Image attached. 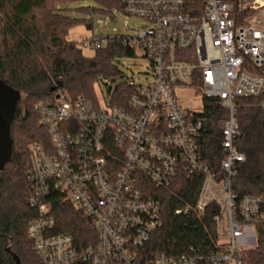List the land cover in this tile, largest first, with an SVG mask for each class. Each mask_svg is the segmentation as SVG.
I'll use <instances>...</instances> for the list:
<instances>
[{
	"label": "built area",
	"instance_id": "2783aa9c",
	"mask_svg": "<svg viewBox=\"0 0 264 264\" xmlns=\"http://www.w3.org/2000/svg\"><path fill=\"white\" fill-rule=\"evenodd\" d=\"M140 26L93 35L83 46L106 47L116 39L141 49L152 70L129 106L105 105L84 96L58 94L39 107L48 142L31 144L30 205L38 210L27 228L41 264H243L245 244L257 242L264 225V195H239L232 185L246 160L239 135L236 98L264 95V0H108ZM193 87L217 97L228 111L221 129V174L203 160L199 143L205 123L175 94ZM264 108V99L260 102ZM203 174L195 203L175 214L205 213L214 203L219 251L190 247L176 256L143 252L162 224V205L153 189L171 185L180 172ZM91 220L93 245L80 248L75 236L56 231L52 196L58 193Z\"/></svg>",
	"mask_w": 264,
	"mask_h": 264
},
{
	"label": "trees",
	"instance_id": "16d2710c",
	"mask_svg": "<svg viewBox=\"0 0 264 264\" xmlns=\"http://www.w3.org/2000/svg\"><path fill=\"white\" fill-rule=\"evenodd\" d=\"M73 1L77 0H0V81L20 94L10 126L11 152L3 156L0 165V264H18L17 260L19 264H41L27 233L29 222L39 215L30 205L34 191L27 178L32 159L30 145L49 140L39 107L54 102L58 94L84 96L97 102L95 85L104 78L120 80L110 92L112 104L128 107L130 96L138 89L124 79L117 64L120 57H134L135 47L111 39L106 47L96 49L95 55L88 57L77 42L68 39L70 29L82 21L66 12V5ZM95 1L101 7L87 11L104 15L111 13L113 7L121 10L116 2ZM85 22L91 26L89 21ZM257 73L264 76V65ZM263 99L264 95L236 98L239 135L235 144L246 155L232 180L239 195H264V108L260 106ZM21 103L25 106L21 107ZM197 115L205 123L199 140L203 160L212 171L221 174V129L228 111L219 98L202 96V110ZM16 123L22 134L17 140ZM203 178V174L182 171L168 187H154V195L161 200L163 224L151 235L143 250L145 257L162 251L176 256L190 247L202 254L219 251L214 203L202 215L175 214L176 208L196 202ZM51 199L56 231L73 234L80 248L95 244L97 235L90 218L59 192ZM256 231V245L244 250L243 264H264V225H258ZM73 264L89 263L77 260Z\"/></svg>",
	"mask_w": 264,
	"mask_h": 264
},
{
	"label": "rangeland",
	"instance_id": "374dc122",
	"mask_svg": "<svg viewBox=\"0 0 264 264\" xmlns=\"http://www.w3.org/2000/svg\"><path fill=\"white\" fill-rule=\"evenodd\" d=\"M69 9L66 11L71 18H78L82 21L74 25L68 34V39L77 42L79 48L82 50L85 56L91 57L96 53V48L92 45L83 46L81 42L83 40L90 39L93 35L112 33L113 29L120 31L125 30L128 26H142L144 20L137 16H131L125 14L118 7H113L111 13L104 15H97L94 12L87 11L88 8L101 7V4L95 0H77L70 2L66 5ZM85 21H89L91 26L89 27ZM118 66L120 70L125 74L124 79L133 80L136 83L147 84L151 80L152 70L149 60L144 56L141 49L136 50L134 57H120L118 58ZM119 79L112 81L107 78L101 80L95 85V92L97 100L101 105H105L110 100V92L115 88ZM5 92L9 93L10 102L16 99L15 92L10 88H2ZM175 94L180 100V103L189 108L190 110H201L202 96L201 93L193 87L186 86L180 87L175 90ZM23 97V95H22ZM25 103H21L20 106L24 107ZM11 107V105H10ZM9 107V109H10ZM11 115V113H10ZM19 124L14 125V136L17 140L22 134L19 133ZM31 146V145H30ZM7 156L10 154V148L7 144V148L4 152ZM3 155L0 153V165H2ZM256 244L251 242L245 244V247H253Z\"/></svg>",
	"mask_w": 264,
	"mask_h": 264
},
{
	"label": "water",
	"instance_id": "95a60500",
	"mask_svg": "<svg viewBox=\"0 0 264 264\" xmlns=\"http://www.w3.org/2000/svg\"><path fill=\"white\" fill-rule=\"evenodd\" d=\"M2 88L6 89L7 87L0 81V153H2L3 156L7 157L4 152L7 148V144L9 145L11 152L10 126L13 119L14 107L18 99L20 98V94L17 91L13 90L15 92L16 99L10 102L9 93L5 92V90H3ZM51 90H54V88H52ZM58 97L59 95H57V98ZM17 263L19 264L18 260Z\"/></svg>",
	"mask_w": 264,
	"mask_h": 264
}]
</instances>
